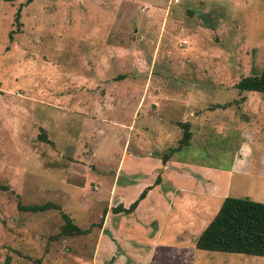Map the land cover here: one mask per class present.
Listing matches in <instances>:
<instances>
[{
    "label": "rangeland",
    "instance_id": "rangeland-1",
    "mask_svg": "<svg viewBox=\"0 0 264 264\" xmlns=\"http://www.w3.org/2000/svg\"><path fill=\"white\" fill-rule=\"evenodd\" d=\"M263 61L264 0H0V264H264L194 247L224 197L259 198L231 168ZM47 201L89 231L17 206Z\"/></svg>",
    "mask_w": 264,
    "mask_h": 264
},
{
    "label": "trees",
    "instance_id": "trees-1",
    "mask_svg": "<svg viewBox=\"0 0 264 264\" xmlns=\"http://www.w3.org/2000/svg\"><path fill=\"white\" fill-rule=\"evenodd\" d=\"M10 1V0H5ZM31 0H25L30 2ZM19 9L14 13L13 22L15 28L19 25ZM13 31L9 32V36ZM238 91H256L264 93V61L259 72L241 77L234 85ZM182 128L181 136L177 145L161 153L163 162L172 153L179 152L188 145L190 131L186 121L180 122ZM43 140L47 139L42 136ZM159 177L156 178V181ZM7 184L0 182V191H6ZM146 193L143 189L138 198L123 207L121 204L112 208L114 212L124 214L131 213L136 207L138 200ZM18 208L32 212L44 211L53 208L59 211L63 223L59 227V235L77 236L85 234L89 228L83 229L75 225L69 215L60 210V206L47 201L41 204L20 205ZM99 226V225H98ZM194 247L200 250L241 253L253 256H264V202L254 201L247 197L226 196L222 199L217 211L206 223L204 228L194 239Z\"/></svg>",
    "mask_w": 264,
    "mask_h": 264
},
{
    "label": "crops",
    "instance_id": "crops-1",
    "mask_svg": "<svg viewBox=\"0 0 264 264\" xmlns=\"http://www.w3.org/2000/svg\"><path fill=\"white\" fill-rule=\"evenodd\" d=\"M252 92H256V91H252ZM259 93H261V92H259ZM262 94H264V93H262ZM262 96H259V95L255 96L256 101H257V98H260L262 100L257 101V103L259 105L256 106V109H255L256 111H253V109H252V114H251V115L256 116V118L254 119V122L257 126V130H254V129H252V130H247V129L239 130L238 138L240 139V141L245 140L246 137H248V139H249L248 150L247 151L243 150V152L240 153V155L238 156L239 160H233L232 161V168H231L232 170H239L243 173H247L250 175L257 174V178L259 179V184L263 183V186L262 187L260 186L259 198L258 199L250 198L249 195H247V198L254 200V201H259V202L264 201V95H262ZM240 98L243 99L242 97H240ZM237 115H238V113H237ZM251 115H249V116H251ZM192 116L194 118L193 124H196V125L204 124V123L205 124L206 123L215 124V122H217L216 117L210 118V117L206 116V118H205V117L201 116L200 111H198V112L195 111V113L193 112ZM247 116L248 115H245V113H239V116L237 118L242 120V119H246ZM249 116L247 118V123L250 119ZM250 147H253V148H250ZM176 154H177V152L170 154L168 156V158L165 160V162L162 163V167L164 169H166L167 167H170V165L167 166V164H168L167 160L170 157L173 158L174 162H177L178 164H180V166L183 165V163L179 159V157L175 156Z\"/></svg>",
    "mask_w": 264,
    "mask_h": 264
},
{
    "label": "built area",
    "instance_id": "built-area-1",
    "mask_svg": "<svg viewBox=\"0 0 264 264\" xmlns=\"http://www.w3.org/2000/svg\"><path fill=\"white\" fill-rule=\"evenodd\" d=\"M175 2H178V0H174Z\"/></svg>",
    "mask_w": 264,
    "mask_h": 264
}]
</instances>
